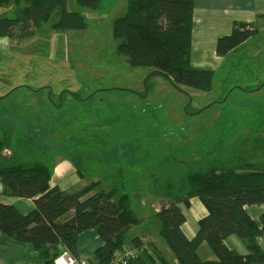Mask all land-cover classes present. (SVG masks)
Segmentation results:
<instances>
[{"label": "rangeland", "instance_id": "374dc122", "mask_svg": "<svg viewBox=\"0 0 264 264\" xmlns=\"http://www.w3.org/2000/svg\"><path fill=\"white\" fill-rule=\"evenodd\" d=\"M67 6L84 15L87 29H54L59 7L35 37L0 38V141L9 138L14 155L2 164L43 163L52 185L68 181L70 191L90 181L123 186L145 220L129 235L152 232L169 249L148 226L159 210L154 180L229 167L239 157L257 164L264 153V38L229 56L211 91L178 88L118 53L114 21L129 0H102L96 10L77 0ZM12 7H0V17Z\"/></svg>", "mask_w": 264, "mask_h": 264}, {"label": "trees", "instance_id": "16d2710c", "mask_svg": "<svg viewBox=\"0 0 264 264\" xmlns=\"http://www.w3.org/2000/svg\"><path fill=\"white\" fill-rule=\"evenodd\" d=\"M101 1L77 3L84 9L96 10ZM129 1V11L114 21L113 32L116 39H121L118 53L126 57L129 66L148 67L178 88L211 91L216 71L196 68L191 63L194 0ZM0 7L14 9L11 16L0 18V38L35 37L59 7L62 13L54 29H87L84 15L68 10L67 0H0ZM257 35L255 25L235 23L230 35L218 39L217 55L224 58ZM9 141H0L2 193L31 199L35 209L22 214L16 207L0 202L2 235L32 246L44 264H53L63 251L78 262L79 236L87 231H94L103 241L90 259L92 264H111L127 248L136 254L128 264H168L152 239L129 235L145 220L132 210L131 197L123 193V186L106 190L100 181H90L79 190H63L51 184V171L43 163L12 160L2 164L4 158L14 156L6 153ZM260 156L257 164L239 157L229 167L213 165L154 180L159 210L150 217L148 226L159 232L178 264H264V250L258 243V238L264 237V213L256 220L246 210L248 206L264 205V153ZM76 171L84 180L82 170ZM193 198L202 201L208 214L200 220L196 236L189 239L183 231L186 217L179 206L189 207ZM230 236L242 240L248 253L242 255L230 249L225 244ZM205 242L217 260L199 258L197 250Z\"/></svg>", "mask_w": 264, "mask_h": 264}, {"label": "crops", "instance_id": "0c3cea01", "mask_svg": "<svg viewBox=\"0 0 264 264\" xmlns=\"http://www.w3.org/2000/svg\"><path fill=\"white\" fill-rule=\"evenodd\" d=\"M235 23L255 25L258 27L257 36H259V39L261 40L260 36L264 38V1L194 0L191 40V63L194 67L217 71V69L225 64L229 56L243 48V46L249 45L257 37L251 38L226 57H219L216 52L217 41L222 36L230 35ZM6 150L9 151L8 149ZM73 167L75 168V166ZM72 176L75 177L76 182L77 180H81V183L84 181L78 175L76 168L72 170ZM52 180L51 184H53ZM54 185L60 186L63 190L70 191L73 184H68V181H65L64 184L57 183ZM2 191L3 186L0 184L1 203L16 207L22 214H28L35 209L33 200L5 196ZM179 207L186 217L183 231L189 239H192L200 229V220L207 216L208 211L199 198L191 199L189 207L184 204H181ZM246 210L254 219L259 220V217L264 213V205L248 206ZM136 236H145L152 239L168 264H178L170 248L164 247L162 241L155 238L152 232L146 235L140 232ZM78 242V264H92L90 260L92 255L103 245L101 237L94 231H87L79 236ZM258 243L264 250V237L258 238ZM225 244L239 254L245 255L248 253L247 246L237 236H230L225 240ZM197 254L202 261H214L218 259V256L206 242L201 244L197 250ZM37 256L38 254L32 246L11 240L0 233V264H44ZM113 263L115 264L116 261Z\"/></svg>", "mask_w": 264, "mask_h": 264}, {"label": "built area", "instance_id": "2783aa9c", "mask_svg": "<svg viewBox=\"0 0 264 264\" xmlns=\"http://www.w3.org/2000/svg\"><path fill=\"white\" fill-rule=\"evenodd\" d=\"M264 1V0H263ZM7 154H10L9 151H6ZM135 251L127 248L122 253H118L115 256V264H128L129 261L135 257ZM53 264H78L73 255L67 251L60 253L55 259ZM114 264V263H111Z\"/></svg>", "mask_w": 264, "mask_h": 264}, {"label": "flooded vegetation", "instance_id": "af4514ba", "mask_svg": "<svg viewBox=\"0 0 264 264\" xmlns=\"http://www.w3.org/2000/svg\"><path fill=\"white\" fill-rule=\"evenodd\" d=\"M11 154V153H10Z\"/></svg>", "mask_w": 264, "mask_h": 264}]
</instances>
